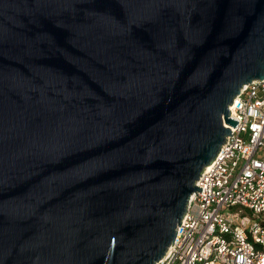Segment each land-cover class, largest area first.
<instances>
[{"label":"water","instance_id":"1","mask_svg":"<svg viewBox=\"0 0 264 264\" xmlns=\"http://www.w3.org/2000/svg\"><path fill=\"white\" fill-rule=\"evenodd\" d=\"M263 78L264 0H0V264H153Z\"/></svg>","mask_w":264,"mask_h":264},{"label":"built area","instance_id":"2","mask_svg":"<svg viewBox=\"0 0 264 264\" xmlns=\"http://www.w3.org/2000/svg\"><path fill=\"white\" fill-rule=\"evenodd\" d=\"M228 111L237 123L224 124L230 135L200 172L201 190L189 196L153 264H264V78L243 85Z\"/></svg>","mask_w":264,"mask_h":264},{"label":"rangeland","instance_id":"3","mask_svg":"<svg viewBox=\"0 0 264 264\" xmlns=\"http://www.w3.org/2000/svg\"><path fill=\"white\" fill-rule=\"evenodd\" d=\"M236 209H237V207H234V208H231L230 211L233 212V211L236 210ZM245 214L248 215L249 217H251V216H250V211H249V210H246V211H245Z\"/></svg>","mask_w":264,"mask_h":264}]
</instances>
